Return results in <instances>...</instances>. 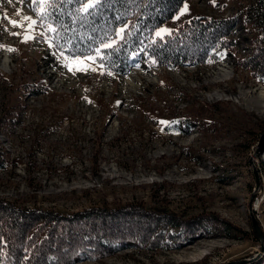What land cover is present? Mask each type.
<instances>
[{
  "label": "rangeland",
  "instance_id": "obj_1",
  "mask_svg": "<svg viewBox=\"0 0 264 264\" xmlns=\"http://www.w3.org/2000/svg\"><path fill=\"white\" fill-rule=\"evenodd\" d=\"M47 1L0 0V200L65 219L135 207L229 226L212 222L224 235L176 249L136 243L74 264H264V79L239 65L253 28L240 16L236 47L218 62L153 68L142 59L119 75L99 55L55 48L39 20ZM251 3L187 0L155 36Z\"/></svg>",
  "mask_w": 264,
  "mask_h": 264
},
{
  "label": "trees",
  "instance_id": "obj_2",
  "mask_svg": "<svg viewBox=\"0 0 264 264\" xmlns=\"http://www.w3.org/2000/svg\"><path fill=\"white\" fill-rule=\"evenodd\" d=\"M88 1L48 0L39 13L40 22L51 28L48 36L55 48L71 57L99 55L98 62L119 75L129 74L142 59L153 68L218 62L236 47L229 37L243 16L253 28V51L239 65L264 79V0H252L231 18H193L164 37H156V31L187 0H96L94 8L84 11ZM39 6L35 2L33 9ZM73 221L78 228L74 232L70 225L61 226ZM212 222L229 229L217 219L180 222L135 207L89 210L65 219L0 200V264H74L108 257L136 243L155 250L176 249L198 236L224 235L209 229Z\"/></svg>",
  "mask_w": 264,
  "mask_h": 264
},
{
  "label": "snow or ice",
  "instance_id": "obj_3",
  "mask_svg": "<svg viewBox=\"0 0 264 264\" xmlns=\"http://www.w3.org/2000/svg\"><path fill=\"white\" fill-rule=\"evenodd\" d=\"M95 7V3L93 2V0H89V3H87L85 6H84V11H87L89 8H94ZM27 19H30V18H27ZM14 26H15V22H13ZM53 31H55V29H52Z\"/></svg>",
  "mask_w": 264,
  "mask_h": 264
},
{
  "label": "bare ground",
  "instance_id": "obj_4",
  "mask_svg": "<svg viewBox=\"0 0 264 264\" xmlns=\"http://www.w3.org/2000/svg\"><path fill=\"white\" fill-rule=\"evenodd\" d=\"M218 75L221 76V73H219ZM217 80H219V79L217 78Z\"/></svg>",
  "mask_w": 264,
  "mask_h": 264
},
{
  "label": "water",
  "instance_id": "obj_5",
  "mask_svg": "<svg viewBox=\"0 0 264 264\" xmlns=\"http://www.w3.org/2000/svg\"><path fill=\"white\" fill-rule=\"evenodd\" d=\"M255 226L257 227L256 223H255Z\"/></svg>",
  "mask_w": 264,
  "mask_h": 264
}]
</instances>
